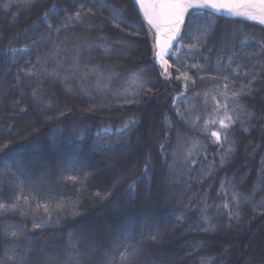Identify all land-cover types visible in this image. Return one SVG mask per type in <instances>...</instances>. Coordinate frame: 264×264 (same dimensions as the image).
Masks as SVG:
<instances>
[{
	"label": "trees",
	"instance_id": "1",
	"mask_svg": "<svg viewBox=\"0 0 264 264\" xmlns=\"http://www.w3.org/2000/svg\"><path fill=\"white\" fill-rule=\"evenodd\" d=\"M105 2L135 27L100 0H0V264H264V26L192 10L165 78L138 6Z\"/></svg>",
	"mask_w": 264,
	"mask_h": 264
},
{
	"label": "snow or ice",
	"instance_id": "2",
	"mask_svg": "<svg viewBox=\"0 0 264 264\" xmlns=\"http://www.w3.org/2000/svg\"><path fill=\"white\" fill-rule=\"evenodd\" d=\"M31 2V0H29ZM133 4L138 6L139 12L142 13V19L147 22L148 25L151 26L152 29L155 30V48L156 57L162 64H166L165 56L175 55V50L173 49V43L180 44V41L183 39L181 37V27L185 24V16L188 13L189 9L196 10H212V14L219 13H227L236 17H243L246 19L258 20L261 24H264V0H132ZM101 7V8H111L112 15L114 17V25L119 28L120 23H123L129 27H135V23L131 21L130 18L127 17V10L123 7H112L111 4L105 2V0H100V3L94 4L93 7ZM86 6L81 4L80 9H84ZM51 13L55 15L57 13V8L54 5L52 9H50ZM94 14L92 13V9L88 8V11L84 13V15ZM199 11H195L192 13L190 19V27L197 28L198 27V17L200 16ZM82 12L76 11L74 15H69L65 18V20L59 24L54 25L49 20V14H44V21L47 24V27L50 31L60 32L61 28L67 27V23L69 21H81ZM119 20L120 23H116ZM209 25L205 26L203 32H201V36H206L208 33ZM187 36L188 33H185ZM198 41L200 37H197ZM195 48V45L192 46ZM26 50V49H25ZM107 51V49L105 50ZM219 64L220 61L218 60ZM193 68L198 67L197 65H192ZM167 70V69H165ZM239 75V73H237ZM188 77L185 75V79ZM227 80V77H224ZM133 80H139V76L137 74H133ZM224 89H228L229 85L225 83L223 85ZM240 91L233 92L232 99L236 100L238 97L242 95H246L247 85L241 84ZM227 108V104L224 105ZM225 118L228 123H225L224 119L219 120V124L222 129H228L229 126L234 123L231 115L225 113ZM134 120H130L128 124H125L121 129L118 130V133H124L126 129L129 128L130 125L134 124ZM215 123V121H213ZM108 130L105 129V132ZM100 135V133H97ZM212 137H215L216 141L221 140V134L219 132L213 131L210 134ZM225 139L227 136L225 134ZM149 171L147 164L144 168V173L147 174ZM70 180L75 181L76 177H69ZM130 190L134 189V184L129 186ZM99 195V194H97ZM233 197L236 200V207H239L240 200L239 196L233 193ZM6 207L5 205L0 204V208ZM45 210H47V205H44ZM223 207L227 208L228 205L225 204ZM203 211H207V208L203 209ZM237 219L239 218L238 214ZM35 227H40L39 224L35 225ZM12 237H16L18 235L17 232H12L10 234ZM152 240H155V237H151ZM75 247V245H73ZM124 247L123 245L121 246ZM142 250L133 249L131 253L124 250L121 255H119V264H138V257L141 255Z\"/></svg>",
	"mask_w": 264,
	"mask_h": 264
},
{
	"label": "rangeland",
	"instance_id": "3",
	"mask_svg": "<svg viewBox=\"0 0 264 264\" xmlns=\"http://www.w3.org/2000/svg\"><path fill=\"white\" fill-rule=\"evenodd\" d=\"M192 10H194V9H189L188 10V13L185 16V21H186V19L188 17L189 12H191ZM223 14L227 15L228 17L242 18L244 20H248V21H251V22H254V23L261 24L258 20L246 19V18H243V17H236V16L229 15L227 13H223ZM141 15H142V13H141ZM144 23H145V25H146V27L148 29V32H149L150 37H151V42L153 44V59L157 63L158 68H159L162 76L165 77V78H169L171 76V62H170V58H169L170 56H168V55L165 56L166 64H162L159 61V59L156 57V51H157V49L155 48V43H156L155 30L152 29L151 26L148 25L146 21H144ZM261 25L264 26V24H261ZM184 26H185V24H184ZM176 46H177V44H175L174 47H173V49L175 50V53H176V51H178V50L181 49V48L176 49ZM165 69H167V70H165ZM211 101H212V103H213V105H214V107L216 109L215 110V113L216 114L215 115H212V116L210 115V118H213L212 120L213 121L215 120L218 123V126H220L219 120H221V119H224L225 120V123H228L227 122V119L225 118V113H226L225 109H221L220 108L221 106H224L225 105V101L221 100L220 94L217 93V92H212L211 93ZM227 114L229 115V113H227ZM209 121L211 122V120H209Z\"/></svg>",
	"mask_w": 264,
	"mask_h": 264
},
{
	"label": "water",
	"instance_id": "4",
	"mask_svg": "<svg viewBox=\"0 0 264 264\" xmlns=\"http://www.w3.org/2000/svg\"><path fill=\"white\" fill-rule=\"evenodd\" d=\"M183 27H184V25L181 27V36H182V32H183ZM175 44H176V43L174 42V43H173V47H174Z\"/></svg>",
	"mask_w": 264,
	"mask_h": 264
}]
</instances>
